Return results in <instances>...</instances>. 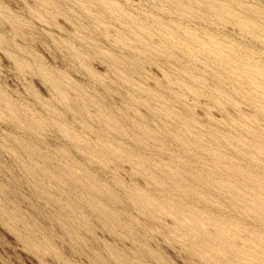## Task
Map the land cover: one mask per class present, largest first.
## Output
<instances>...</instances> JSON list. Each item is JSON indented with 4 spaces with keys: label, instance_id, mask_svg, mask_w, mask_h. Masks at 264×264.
Masks as SVG:
<instances>
[{
    "label": "rangeland",
    "instance_id": "rangeland-1",
    "mask_svg": "<svg viewBox=\"0 0 264 264\" xmlns=\"http://www.w3.org/2000/svg\"><path fill=\"white\" fill-rule=\"evenodd\" d=\"M56 1L65 13H45L39 18L32 11L35 0H0V36L6 39L5 44L0 43V97L9 100L18 114V118L13 116L0 99V205L7 210L0 213V264H126L119 261L114 252L123 254L129 260L127 264H226L209 246L201 248L209 259L190 255L186 246L190 245V240L196 241L199 234L189 225L177 224L172 214L150 216L135 201L137 193L149 195L170 207L179 206L187 213L216 220L217 227L229 235H232L230 227L237 226L241 230L237 240L247 246L244 249L255 256L264 255V249H258L251 241L253 235L264 238V220L215 183L225 181L247 191L256 189L257 196H260L258 192L261 196L264 194V187L259 186L260 182L264 184V157L248 160L225 140L237 139L244 151L251 143L264 145V105L246 96L248 89L260 93V87L244 80L240 83L237 77L225 71H220V77H216L214 61H208L204 54L191 57L193 52L183 49H177V55L195 66L193 72L198 79L189 78L169 53L161 51L144 61L140 73L132 75L130 84L106 57L94 54L89 46L96 43L105 51L139 61L144 57L142 48L149 46L147 43L161 47L165 38L168 45L174 41L173 35L158 32L153 25L159 18L203 38L213 37L241 51H249L253 59L264 64L263 38L245 32L231 20L203 18L205 10L192 3L193 0L185 1L193 5L195 17L179 13L159 0H112L132 18L143 20L154 30L149 42L134 24L121 23L112 14H105L102 7L92 5L94 13L105 14L104 23L111 29L107 36L102 31L103 24L86 14L80 1ZM225 1L250 16L247 5L253 4L264 11V0ZM3 14L24 22L27 36L17 33L10 22L4 21ZM256 19L263 23L262 18ZM118 33L137 49L117 43ZM68 47L87 53L88 67L105 83L92 78L70 55ZM16 59L25 69L18 66ZM41 66L64 77L65 88L73 99L82 93L86 99L97 101L106 119H114L129 135L103 130L93 118L84 126L40 73ZM170 78H174L173 81H169ZM185 80L194 88L203 89V94L197 97L183 90L179 81ZM135 85L144 89H137ZM217 86L233 100L223 105L213 102L210 93ZM148 91L158 94L159 98L150 96ZM128 97L134 98L128 101ZM162 103L192 120L193 129L186 134L191 144L196 132L204 133L208 140L209 132L220 138V142L210 139L207 144L224 155L226 164L215 163L209 152L194 145L188 148L180 144L172 129L182 128V125L161 114ZM96 108L93 105L92 111ZM30 120L43 124L45 132L40 134ZM253 121L258 129L256 134L246 129ZM56 122H63L80 134L85 144H77L65 136ZM166 122L167 127L164 126ZM139 123L149 127L157 139L141 136L137 129ZM140 137L145 143L138 142ZM106 147H119L145 158L159 181L167 184L161 185L158 179L135 172L127 161L105 160L103 156L109 157L107 152L102 154L108 151ZM237 167L251 176L252 181L246 183L244 178L230 172ZM171 168L187 177L185 183L195 182L187 186L195 192V197L168 190L170 181L178 180L172 176ZM69 171L97 180L108 189V194L93 195L86 184L72 178ZM109 191L115 200L110 199ZM95 200L117 211L118 221H127L137 233L145 234L149 248L158 253L160 259L143 256L137 251L138 244L129 232L114 229L92 206ZM13 212L19 215L18 222L6 218ZM93 240L96 246L92 248L100 254L98 257L90 249ZM35 244L51 250L43 253Z\"/></svg>",
    "mask_w": 264,
    "mask_h": 264
},
{
    "label": "bare ground",
    "instance_id": "bare-ground-1",
    "mask_svg": "<svg viewBox=\"0 0 264 264\" xmlns=\"http://www.w3.org/2000/svg\"><path fill=\"white\" fill-rule=\"evenodd\" d=\"M78 1H80L81 8L86 12V14L93 18L95 22L103 24L102 31L107 36L110 35L111 29L108 24L104 23L105 14H112L121 23L134 24L138 29H140L139 34L146 37V42H149V39L154 34V30L149 28L145 24V22H143V20L138 18H132L126 10L121 8L112 0ZM159 1L163 2L167 5V7L173 10H177L179 13H187L191 17L196 16L191 8L193 7V5L191 6V3H187L185 0ZM192 3H197L201 5V7L205 10V15L202 16L203 18L215 17L218 20H231L232 22L236 23L240 28H242V30H244L245 32L254 36H260L264 40V11L261 10L259 7L254 6L253 4L247 5L248 12L252 14V16H250L247 14H243L233 4L226 2L225 0H193ZM92 5L98 6L99 8L102 7L104 9L105 14L103 15L100 12L94 13L92 10ZM32 11L39 18H43L45 13H49L51 15H54L55 13H65L63 7L56 0H35V6L32 8ZM3 15L4 21L10 22L17 33L25 37L27 36V30H25L24 22L20 20H13L6 14ZM256 17L262 18L263 23L257 21ZM153 25L157 27L156 29L158 30V32L173 35L174 41L170 43V45H168V41L165 38L161 41V47L150 46V44L147 43V45L149 46H145L144 48H142L144 57H141L139 61H136L135 59L122 58L115 53L105 51L101 49L96 43L89 46L92 48L94 54H100L106 57L109 64L116 68L117 72L122 77V79L130 84H132V75L135 73H140L144 61L151 58L154 52L161 51H166L167 53H169V57L173 59V61H176L178 62V64H180V67L182 70H184V73H186L189 78H193L194 80H196L199 78V76L195 75L193 72L195 66L189 61L182 60L180 56L177 55L176 50L178 49L182 51L183 49L185 52H193V54L190 55L191 57H197L199 54H204L208 61L212 60L216 63L217 67L216 71L214 72L216 77H220V71H225L228 75L232 77H237L240 83L244 80V82H251L252 84H257L260 87L261 92L256 93L253 89H248L246 96L251 100H255L264 105V64L253 59L249 51H241L235 46L225 44L213 37L203 38L199 34L190 32L187 29L182 28L178 25L173 26L166 24L159 18H156L155 23H153ZM116 42L121 45L128 46L130 49H137L136 47H133L131 44L127 43L124 37L119 33L116 34ZM0 43H6V39L2 36H0ZM59 45L62 46L63 43L59 42ZM171 47L174 48L171 49ZM68 49L70 55H72L76 60L81 63L83 67L88 70L92 78L96 79L98 82L105 83L102 77L97 75L88 67L89 57L87 53L81 52L73 47H68ZM16 61L21 69H25L24 64H22L20 60L16 59ZM39 71L43 75V77L48 81V83L55 89L62 102H64L74 112V114L80 118V122L84 126H86V122L89 118H93L100 124L103 130H117L118 132L129 135L128 130H125L121 126V124H117L114 119H106L107 116H105L102 107L97 101L86 99V97L82 93H79L78 97L73 99L65 88L63 76L53 74L44 66H41L39 68ZM194 76H196V78ZM173 79L174 78H170L169 81H173ZM196 83L203 85L205 84L202 81H196ZM179 85L181 86V88H183V90H189L193 92L197 97L203 94V89L194 88L187 80L179 81ZM135 86L137 89H144V87L142 86ZM148 94L150 96H153L154 98H159L158 94L152 91H148ZM210 97L213 102L222 105L228 100H233L232 96L225 92L221 88V86L215 87V89L211 91ZM133 98L134 97H128L127 100L132 101ZM0 99L6 107V110L10 111L13 116H16L18 118V114L12 104L9 102V100H6L3 96H1ZM93 105L97 106L95 112L92 111ZM160 112L164 116H167L168 118H171L173 121H177L182 125V128L175 127L174 129H172L174 132V138H176L180 144H183L188 148H191L192 145H194L200 150L209 152L212 158L214 159L213 161L215 163L226 164L227 159L217 148L208 147L207 142L210 139L212 141L217 140L218 142H220V138L216 137L214 133H208L210 136V139L208 140L204 133L196 132L194 134L191 144L189 139L186 137V134L192 131L193 129L192 120L174 111L166 103H162ZM161 114L158 115L162 117ZM30 123L39 129L40 134H43L45 132V127L43 124H40L37 121L32 123V120H30ZM252 124L253 125L246 126V129L248 132L256 134L258 131L257 127L254 125L256 124V122L253 121ZM56 125L65 136L74 140L77 144L81 142H84L85 144V139H83L80 134L74 132L70 127L66 126L63 122H56ZM164 126L167 127L168 123L166 122ZM137 129L141 136L157 139L155 135L151 132L149 127L145 126L144 124L139 123ZM225 140L236 151L245 154V157L248 160L257 159L260 156L264 157L263 144H248L246 145L247 150L244 151L242 147L239 146L237 139L234 140L230 138H225ZM138 142H144V140L140 137L138 139ZM106 149L108 151L102 152L103 155L109 153V157L103 156L105 160L109 161L112 159H117L127 161L132 165V168L135 172L150 176L155 180L158 179V177L151 170V167L145 158L126 152L124 149L121 150L119 147H106ZM171 172L172 176L178 178V180L170 181L171 186L169 185L170 187L168 188V190L171 192L179 191L181 192L180 194L184 196L195 197V192L193 190H188L187 188L188 184L192 182L193 184H195V182L191 181L185 183V180H188L187 177L181 174V172L176 168H171ZM230 172H232L238 177L244 178L246 183L252 181L251 176L246 174L243 170H240L239 167L232 168ZM69 175L72 178L84 182L87 186V189L95 196L108 194V189L97 180H91L90 176L83 175L82 177H80L72 171H69ZM200 178L205 181L204 177ZM208 178L211 180L210 177ZM158 182L161 185L167 184L163 180L159 181V179ZM215 183L218 184L219 189L231 192L237 203H242L244 208L252 211L259 218L264 220V194L261 196V193L258 192V195L260 196H257L256 194H254V192H256V189H253L252 192V190L249 188V191H247L246 189H243L238 185H229L225 181H216ZM259 186L263 188L264 184L260 182ZM109 194L111 200L116 199V197L111 191H109ZM134 199L137 204L141 207V209L147 212L150 216L157 217L160 215L172 214L177 224L182 226L189 225L190 229L195 231V233H198L199 236H196V241L190 240V245L186 246V251L190 255L196 258H200L201 260L209 259V257H207L201 251V248L209 246L211 250L214 251V255L216 257L222 258L224 260L223 262L226 264H264V255L255 256L254 254L247 252L244 249L247 246L237 240V236L241 231L237 226L230 227L232 235H229L228 233L224 232L223 230L217 227L218 222L216 220L213 221L212 219H205L200 216L193 215L192 213H187L179 206H172V208L168 204L160 202L156 198H153L144 193H137ZM92 206L94 208H97L102 213L104 219L106 221H109L114 229L128 231V234L131 235L134 241L138 244L139 249L137 251L142 253L143 256H153L157 259H160L158 257L159 254L149 248V240H147L145 234L137 233L128 225L130 223L127 221H122L121 219H119L120 221H118L117 211L111 209L110 207H107L98 200H95L94 203H92ZM77 209H79V206H77ZM6 211L7 210L0 205V213H4ZM73 211L75 210L73 209ZM13 213L14 214L10 213L6 218L12 222H18L19 215L16 212ZM69 234L73 236L71 231H69ZM78 240L79 239H77L76 241ZM26 241L28 243L31 242L30 239H26ZM251 241L255 243V247H258V249H264V238L259 237L257 235H253ZM90 245L92 253H94V255L98 257L100 254L92 248L96 246V241L93 240ZM35 246L39 251L43 253H46L47 251L51 250L39 244H35ZM254 251L256 252V250ZM114 254L119 261L126 264L128 263L129 260H127L120 252H114Z\"/></svg>",
    "mask_w": 264,
    "mask_h": 264
}]
</instances>
